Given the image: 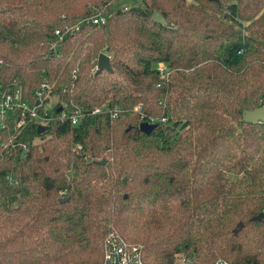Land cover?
Segmentation results:
<instances>
[{"label": "trees", "instance_id": "1", "mask_svg": "<svg viewBox=\"0 0 264 264\" xmlns=\"http://www.w3.org/2000/svg\"><path fill=\"white\" fill-rule=\"evenodd\" d=\"M115 1L0 0V86L82 111L0 127V264H264V0Z\"/></svg>", "mask_w": 264, "mask_h": 264}, {"label": "built area", "instance_id": "2", "mask_svg": "<svg viewBox=\"0 0 264 264\" xmlns=\"http://www.w3.org/2000/svg\"><path fill=\"white\" fill-rule=\"evenodd\" d=\"M96 24H102L107 21V15L103 13V10H99L92 18ZM59 35V31L55 33ZM245 48L242 47L239 53H243ZM161 74L165 76V66L159 65ZM36 104L30 103L29 100H24L21 90H7L0 86V127H5L8 123L11 115H18V121L16 124V130H20L31 121H39L43 124L51 122L54 118V114L57 113L62 118H70L73 124L79 122V118L82 111L78 107L72 109H65V107L58 106L56 104L55 111H49L47 109V99L52 97L51 86L49 84H43L42 88L37 92ZM264 105V97L260 100V106ZM44 108V113L41 114L39 110ZM61 109L60 111H58ZM100 108L96 109V112ZM162 118V121H165ZM157 119L151 118L148 120L149 124H154ZM24 153L28 149L27 144H21ZM103 264H146L144 254L138 245L128 244L118 238L110 237L105 245V253ZM215 264H231L225 259H219Z\"/></svg>", "mask_w": 264, "mask_h": 264}, {"label": "water", "instance_id": "3", "mask_svg": "<svg viewBox=\"0 0 264 264\" xmlns=\"http://www.w3.org/2000/svg\"><path fill=\"white\" fill-rule=\"evenodd\" d=\"M153 19L156 22H160L162 24H167L166 18L158 11L154 12ZM104 70L111 71V63H110V57L107 53H102L100 54L99 60H98V67H97V73H100ZM59 109L58 111H60ZM243 121L248 122V123H257V122H262L264 121V105L256 107L255 109L252 110H247L244 112L243 115ZM141 129L147 133H151L153 129L155 128V125L149 124L147 122H143L141 125ZM102 163H105L103 161ZM68 200V198H61L60 202H64ZM255 220L261 221L264 223V212L255 217ZM244 224L240 222L236 229L235 233H238L242 228Z\"/></svg>", "mask_w": 264, "mask_h": 264}, {"label": "rangeland", "instance_id": "4", "mask_svg": "<svg viewBox=\"0 0 264 264\" xmlns=\"http://www.w3.org/2000/svg\"><path fill=\"white\" fill-rule=\"evenodd\" d=\"M189 1H193V0H189ZM137 4H138V0H116L111 6V11H115L117 9H121L125 7H130ZM57 102H58L57 97L55 96L51 97L49 103L47 104V109L49 111H55ZM180 264H185V261L183 259L180 260Z\"/></svg>", "mask_w": 264, "mask_h": 264}]
</instances>
